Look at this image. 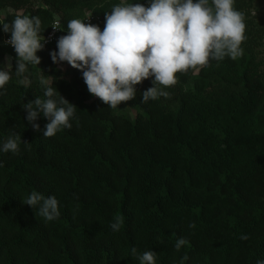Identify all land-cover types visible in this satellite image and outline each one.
I'll return each instance as SVG.
<instances>
[{
  "label": "trees",
  "instance_id": "16d2710c",
  "mask_svg": "<svg viewBox=\"0 0 264 264\" xmlns=\"http://www.w3.org/2000/svg\"><path fill=\"white\" fill-rule=\"evenodd\" d=\"M253 5L0 0V264H264Z\"/></svg>",
  "mask_w": 264,
  "mask_h": 264
},
{
  "label": "built area",
  "instance_id": "2783aa9c",
  "mask_svg": "<svg viewBox=\"0 0 264 264\" xmlns=\"http://www.w3.org/2000/svg\"><path fill=\"white\" fill-rule=\"evenodd\" d=\"M95 19L92 15L90 14H86V16L79 20L74 28V33L77 35L82 36L85 40H88L91 38L90 32H89V28L91 26V24L93 23V21H95ZM59 32V24L58 21H55L52 25V28L50 30V32L47 34V36L44 37V43L45 44H51L54 39L55 36L57 35V33ZM24 42L26 41V39L23 40ZM5 44H9L10 41L6 40L4 41Z\"/></svg>",
  "mask_w": 264,
  "mask_h": 264
},
{
  "label": "rangeland",
  "instance_id": "374dc122",
  "mask_svg": "<svg viewBox=\"0 0 264 264\" xmlns=\"http://www.w3.org/2000/svg\"><path fill=\"white\" fill-rule=\"evenodd\" d=\"M253 7H254V9H253V13H254L255 15H257V16H259V17H261V18L264 19V0H254V5H253ZM8 12H10V10H8ZM140 21H143V19L140 20ZM140 23H141V22H140ZM176 57H177V55L174 56V59H175ZM7 62H8V60H7ZM60 68H61L62 70L67 69L66 66H60ZM70 69H71V67L68 66V70H67V71H70ZM23 84H25V85L28 84V80L25 79V80L23 81Z\"/></svg>",
  "mask_w": 264,
  "mask_h": 264
}]
</instances>
